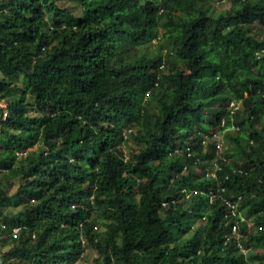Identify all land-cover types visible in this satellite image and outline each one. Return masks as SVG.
Wrapping results in <instances>:
<instances>
[{
	"label": "trees",
	"instance_id": "1",
	"mask_svg": "<svg viewBox=\"0 0 264 264\" xmlns=\"http://www.w3.org/2000/svg\"><path fill=\"white\" fill-rule=\"evenodd\" d=\"M225 1L0 0L5 264H264V0Z\"/></svg>",
	"mask_w": 264,
	"mask_h": 264
},
{
	"label": "built area",
	"instance_id": "2",
	"mask_svg": "<svg viewBox=\"0 0 264 264\" xmlns=\"http://www.w3.org/2000/svg\"><path fill=\"white\" fill-rule=\"evenodd\" d=\"M234 103H232L233 105ZM0 108L2 109L3 111V118H7L8 115H9V109H8V104L5 100H2L0 101ZM132 132V129H129L127 131H124V137L125 138H128L129 137V134ZM217 137H219L218 135H216ZM218 148H221V144H218ZM190 155V154H189ZM215 168L216 170L219 168L218 165H215ZM215 173H212V176H214ZM224 190V188L222 189ZM194 193H197V191H194ZM208 196L210 197L211 201L214 199L215 197V194L213 191H210ZM167 202H163V205H166ZM227 207L229 209V213H230V216L232 217H235L236 220L235 222L233 223L232 225V235H234L237 239V243H238V246L239 248L244 252V253H247V249L244 247L243 243H242V238H243V234L240 233V226H239V218L242 220V221H245L246 219L242 216V214L238 211V203H233L231 201H228L227 202ZM3 227L5 228V225H3ZM21 231V227H14L13 228V235L14 236H17ZM229 239V238H228ZM0 264H5L4 263V258H3V253H2V249L0 247Z\"/></svg>",
	"mask_w": 264,
	"mask_h": 264
},
{
	"label": "rangeland",
	"instance_id": "3",
	"mask_svg": "<svg viewBox=\"0 0 264 264\" xmlns=\"http://www.w3.org/2000/svg\"><path fill=\"white\" fill-rule=\"evenodd\" d=\"M64 2H65V0H62V2H60V3H64ZM208 2L210 4L215 3L218 10L227 9V8H229L231 6L230 2L225 1V0H208ZM153 42H154V47H152V50L155 49V46H158V45L161 44V41L158 40V39H155ZM21 80H22V78H21ZM7 104H8V102H7ZM219 142H223L222 135H220ZM128 146H129V144L126 142V144L124 145V150H125L126 153L129 150ZM189 220L192 221V216L191 215L189 216ZM96 257H97V252L94 249L88 250L87 257L84 259L83 264H94L93 259L96 258Z\"/></svg>",
	"mask_w": 264,
	"mask_h": 264
}]
</instances>
